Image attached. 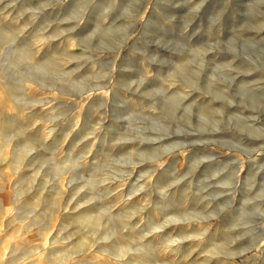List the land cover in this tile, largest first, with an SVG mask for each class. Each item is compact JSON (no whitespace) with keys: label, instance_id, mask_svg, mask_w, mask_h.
<instances>
[{"label":"rangeland","instance_id":"374dc122","mask_svg":"<svg viewBox=\"0 0 264 264\" xmlns=\"http://www.w3.org/2000/svg\"><path fill=\"white\" fill-rule=\"evenodd\" d=\"M0 264H264V0H0Z\"/></svg>","mask_w":264,"mask_h":264}]
</instances>
